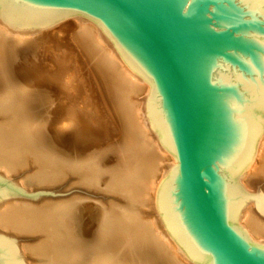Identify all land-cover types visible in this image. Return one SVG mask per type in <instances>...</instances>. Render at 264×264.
I'll list each match as a JSON object with an SVG mask.
<instances>
[{
	"label": "bare ground",
	"instance_id": "1",
	"mask_svg": "<svg viewBox=\"0 0 264 264\" xmlns=\"http://www.w3.org/2000/svg\"><path fill=\"white\" fill-rule=\"evenodd\" d=\"M67 18L76 21L74 42L59 38L56 30L48 41L51 54L37 59L33 52L44 31ZM148 93L146 81L83 16L47 28H20L0 14V170L16 173L32 163L34 172L22 182L28 187L59 184L72 174L94 193L119 201L102 208V226L91 240L78 226L75 203L0 199V230L41 236L25 246L33 257L28 264H196L157 210L158 187L177 161L149 125ZM113 133L118 159L109 166L99 159L70 161L51 143L79 152ZM262 179L264 129L237 182L250 194ZM238 224L264 244V211L256 200L238 210Z\"/></svg>",
	"mask_w": 264,
	"mask_h": 264
},
{
	"label": "water",
	"instance_id": "2",
	"mask_svg": "<svg viewBox=\"0 0 264 264\" xmlns=\"http://www.w3.org/2000/svg\"><path fill=\"white\" fill-rule=\"evenodd\" d=\"M5 21L47 28L81 15L143 78L147 118L177 161L157 210L196 264H264V244L238 224L256 200L237 182L264 129V0H0ZM0 175V199L37 198ZM0 264H24L0 234Z\"/></svg>",
	"mask_w": 264,
	"mask_h": 264
},
{
	"label": "rangeland",
	"instance_id": "3",
	"mask_svg": "<svg viewBox=\"0 0 264 264\" xmlns=\"http://www.w3.org/2000/svg\"><path fill=\"white\" fill-rule=\"evenodd\" d=\"M75 23H76L75 19L67 18L64 21L57 24L55 27L46 29V31L44 32L48 34L39 41V43L36 45L34 49L35 52L33 53H35L34 55L36 56V58L39 59L45 56H49L51 54V48H50L51 44L48 41L51 35L55 34L56 30H57L56 33L58 34L59 38L61 39L68 38L69 40L74 42V35L76 31ZM43 35H41V38ZM60 54H61L60 52H57V55ZM114 123L117 124V121L114 120ZM117 140H118V133L115 134L113 133L105 140L101 142H95L89 146H86L83 148V150L80 149L79 152L70 149L69 150L67 149V151H65L66 149L63 150L61 148L60 142H56L57 143L56 144L55 140H52L51 143L54 146L55 145L58 146L59 150L57 149V151L62 153V155L64 157H67L70 161L71 158L72 161L75 159L77 160L81 159L83 161H87L91 159H95V160L99 159L105 161L106 165L108 164L109 166V164L115 165L117 161L116 159H118L116 149L112 148ZM113 159H115V161ZM34 167L35 166L32 163H28L26 166L20 169L19 172L5 174V172L0 170V175L13 181L26 193H31L40 190V191H52L53 193H66V194H62V195L42 194L39 195L36 199L17 195V196L8 197L6 201L11 199H20L24 201H29L30 203L31 202L38 203L44 200H57L62 202L75 203L76 210L79 214L78 226L80 227L82 234H84V236L87 237L88 239L91 240L94 239L96 233L99 231V229L102 226V219L104 215L102 208L111 201H114L115 203H119L118 197L114 195L108 196L107 194H104L101 191H99L98 193H94L90 189L79 184L76 180V177L72 174H67L63 182L59 184L56 183L52 185L50 184L34 185L33 187H28L24 185L22 182L28 175H30V173L34 172ZM249 191L251 192L260 191L264 196V179H262V181L260 182H257L254 189H249ZM153 215H151V217H153ZM0 234L12 238L13 242L17 247L18 252L20 253L21 259L24 261L25 264L32 262L33 257H31L25 251V246H32V245L34 246L36 243H38L41 237L40 234L15 236L13 234H9L8 232H5L4 230H0Z\"/></svg>",
	"mask_w": 264,
	"mask_h": 264
}]
</instances>
